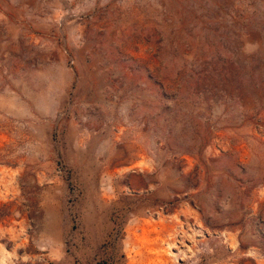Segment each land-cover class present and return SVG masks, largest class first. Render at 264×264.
<instances>
[{
  "label": "rangeland",
  "instance_id": "374dc122",
  "mask_svg": "<svg viewBox=\"0 0 264 264\" xmlns=\"http://www.w3.org/2000/svg\"><path fill=\"white\" fill-rule=\"evenodd\" d=\"M0 264H264V0H0Z\"/></svg>",
  "mask_w": 264,
  "mask_h": 264
}]
</instances>
